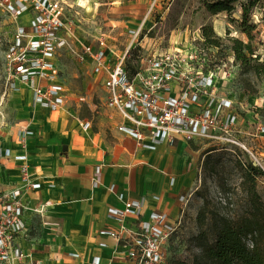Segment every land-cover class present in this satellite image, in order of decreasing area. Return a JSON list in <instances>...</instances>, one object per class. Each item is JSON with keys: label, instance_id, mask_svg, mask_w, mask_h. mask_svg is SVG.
<instances>
[{"label": "rangeland", "instance_id": "1", "mask_svg": "<svg viewBox=\"0 0 264 264\" xmlns=\"http://www.w3.org/2000/svg\"><path fill=\"white\" fill-rule=\"evenodd\" d=\"M67 1L74 3V0ZM91 1V11H86L79 4L75 6L78 15L76 14V24L70 38L73 50L63 51L58 59L66 100L59 110L50 111L51 117L66 116L69 121L88 118L92 127L101 120H108L102 80L92 71L91 61L81 58L86 46L96 49L105 47L108 55L113 57L122 56L128 47L134 50V54L139 49L141 54L144 49L155 44L160 48L174 46L184 49L191 42L201 49L203 37L201 30L198 31L200 24L212 25L215 34L222 38L220 47L197 50V61L204 69L218 72L216 87L220 96L234 101L236 123L232 131L238 144L204 140L186 142L182 150L181 157L188 163L184 174L187 185L181 189V194L186 196L184 221L180 230L169 241L167 252L172 264L179 261L191 263L200 253L196 241L199 232L196 217L203 197L209 200L212 213H241L244 194L240 188V163L252 162L264 170V82L258 84L257 94L244 93L239 82L240 68L236 65L227 40L228 37H233L248 41L236 21L241 18L240 5L236 3L231 12L212 15L206 11L202 0H156L155 3L147 0L122 6L113 4V0ZM262 5L263 2L260 1L252 11L251 22L256 25L252 45L264 60ZM28 20L29 13L25 12L19 19H14L0 9V181L4 175L1 167L7 163L4 156L6 151L11 149L13 142L23 144L31 136V133H25L37 120L38 112L44 110L34 109L28 89L14 84L15 78L9 73L4 58L17 27L27 25ZM186 24L190 25V30L195 34L192 33L185 41L175 40L174 30L179 31ZM133 31H139L137 44L136 41L131 42ZM131 58L133 59L132 56ZM76 123L79 124L78 121ZM6 190L7 187L0 184V197ZM257 190L264 201V175L257 180ZM212 227L209 218L206 229L210 237ZM38 231L39 224L35 218L27 232L31 236H37ZM0 264H7L1 256Z\"/></svg>", "mask_w": 264, "mask_h": 264}, {"label": "built area", "instance_id": "2", "mask_svg": "<svg viewBox=\"0 0 264 264\" xmlns=\"http://www.w3.org/2000/svg\"><path fill=\"white\" fill-rule=\"evenodd\" d=\"M0 9L14 19L29 13L28 24L17 27L4 55L14 84L28 89L33 105L61 108L66 95L58 59L63 51L73 50L70 38L78 15L75 6L66 0H0ZM132 33L131 42L137 44L139 31ZM130 48L122 56L113 57L105 47L86 46L81 56L91 61L92 71L102 80L104 106L112 117H118L115 127L119 132L151 150L162 143L174 146L179 140L238 144L232 131L236 123L234 101L220 96L216 87L218 72L199 66L195 43L188 42L184 49L155 44L145 50L142 46L144 51L132 77L125 69ZM82 124L85 129L91 127L88 118ZM5 156L22 162V180L37 189L39 184L28 176L26 155H12L7 150ZM144 203L145 198L126 199L123 208H110L109 216L118 219L121 226L103 233L127 245L130 264H170L167 249L182 226L184 208L174 218L163 211L144 216ZM0 207V256L11 264L25 256L17 238L26 230L22 220L26 207L18 190L1 195ZM127 216L131 217L130 229L122 225Z\"/></svg>", "mask_w": 264, "mask_h": 264}, {"label": "crops", "instance_id": "3", "mask_svg": "<svg viewBox=\"0 0 264 264\" xmlns=\"http://www.w3.org/2000/svg\"><path fill=\"white\" fill-rule=\"evenodd\" d=\"M144 1L113 0V4ZM192 33L186 24L174 30L173 37L185 41ZM31 105L44 109L29 129L31 136L23 144L13 142L8 150L12 155H26L29 179L38 188L22 180L21 161L4 155L7 163L1 167L0 184L7 187L6 192L18 190L26 207L22 215L26 230L17 238L25 256L11 264H130L127 245L103 233L121 226L108 210L123 208L126 199L145 198L144 216L163 211L176 217L186 205L181 194L187 185L188 163L181 157L186 142L145 149L116 129L119 119L107 109L108 120L85 129L84 118L77 124L66 116L51 117L50 111L60 108ZM35 218L39 231L31 236L27 231ZM130 221L127 216L122 225L130 229Z\"/></svg>", "mask_w": 264, "mask_h": 264}, {"label": "trees", "instance_id": "4", "mask_svg": "<svg viewBox=\"0 0 264 264\" xmlns=\"http://www.w3.org/2000/svg\"><path fill=\"white\" fill-rule=\"evenodd\" d=\"M260 1L264 8V0H202L204 8L212 15L231 12L236 3L240 5L241 18L236 21L248 41L233 37H228L227 40L230 42L229 48L236 65L240 68L239 82L244 93L248 95L257 94L258 84L264 82V60L252 45L256 25L251 22V13ZM200 30L203 37L202 47L200 49L195 44L197 50H208L222 45V38L215 34L212 25H202ZM139 55V49L135 54L133 49L128 51L125 69L130 77L137 71ZM134 60L137 62L134 63ZM239 168L242 178L240 188L244 194L241 213H212L209 200L203 197L196 217L199 227L196 241L200 253L191 263L179 261L177 264H264V201L257 190V180L264 175V171L252 162L240 163ZM209 218L213 226L212 237L206 229ZM168 261L172 264L170 256Z\"/></svg>", "mask_w": 264, "mask_h": 264}, {"label": "bare ground", "instance_id": "5", "mask_svg": "<svg viewBox=\"0 0 264 264\" xmlns=\"http://www.w3.org/2000/svg\"><path fill=\"white\" fill-rule=\"evenodd\" d=\"M76 3H78L80 6L84 7L86 11H91V8L93 7V2L91 0H74ZM181 145L179 146V148Z\"/></svg>", "mask_w": 264, "mask_h": 264}]
</instances>
